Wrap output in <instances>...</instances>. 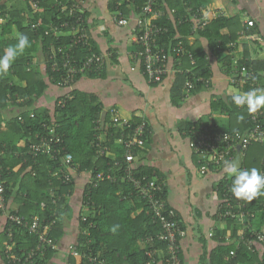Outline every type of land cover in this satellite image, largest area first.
I'll return each mask as SVG.
<instances>
[{
  "label": "trees",
  "instance_id": "trees-1",
  "mask_svg": "<svg viewBox=\"0 0 264 264\" xmlns=\"http://www.w3.org/2000/svg\"><path fill=\"white\" fill-rule=\"evenodd\" d=\"M59 1L68 6L76 0H42L41 10L38 11L33 10V0H29L30 4L26 13L23 10L11 11L9 23L2 26L0 54L7 45L16 42L15 39L11 40L5 37L6 33L12 31L13 23L17 24L21 33L29 37L31 47L27 48L10 67L14 80L10 82L4 77L0 78V117L2 111L11 105L8 102L9 94L13 97V105L17 104L16 99L18 97H24L25 101L18 105L31 108L35 100L45 92L47 83L42 74L39 71H34L33 68L28 70V67L40 50L47 58L48 45L52 42L56 44L61 42L55 40L52 35L45 34V30H47L52 19L55 18L58 21ZM207 1L157 0V7L167 11L166 15L158 21L160 26L167 29L159 36V43L173 53V57L176 59L174 66L190 69L189 72L174 73L171 98L175 104L184 98L187 80H193L196 83L195 91L204 87L198 79L212 75L213 57L220 58L219 61L228 74L233 68V57H238L239 64L251 67L258 73V81L264 89V60L252 59L247 44H244V51L241 55L236 54V45L241 37V32L245 31L250 35L258 36L259 28L256 25L247 30L246 25L242 24L240 15H220L211 18L204 29L199 30L194 43L190 42L189 38L195 25L193 16L201 19L202 9L206 8ZM4 2L5 0H3L2 5ZM144 3L145 0H110L109 10L114 12L119 9L124 16L131 13L137 15L141 12ZM166 5L170 7L169 9L176 10L174 14L169 13ZM40 15L44 17L43 25L36 29L32 23L34 18H38ZM61 15L63 19H68L64 14ZM69 39V37L63 38L62 43H68ZM180 43L185 47V50L178 55L174 49ZM91 46L93 51L101 52L93 42L92 37ZM78 53L80 56H85L88 50L85 46H80ZM104 71L105 69L101 74ZM89 75L97 76L93 73ZM56 82L53 83L57 84ZM72 93L73 98L68 101L64 108L55 105L53 115L49 112L40 113L35 108V110L32 109L35 117L30 115L32 110H26L8 119L6 127L9 131H13L14 135L4 134L6 131L3 132L2 126H0V149L4 148L3 145L6 143V149L9 150L2 159L7 200H9L15 186L14 182L11 183L15 180L14 175H22L26 171L23 177H26L27 180H23L21 187L23 189L26 187L27 196L22 197L24 204L21 205L19 213L28 219L38 215L42 224L51 220L54 214L55 222L51 234L58 244L64 233L62 228L64 215L66 212L71 214L72 211L67 202L74 191L73 179L72 182H63L66 166L62 161V154L65 152L72 154L73 163L78 167V171H88L95 174L97 171L106 169L107 164L114 161L112 155L100 156L97 154L96 143L99 135L104 134L108 139L105 143L111 146L112 150H118V153H115L116 158L122 160L125 153L123 144L117 143V138L122 129L114 125L109 128H96L95 120L103 116L102 114L110 121L109 111H105L96 96L77 90H72ZM212 108L227 116L228 122L220 124L223 130L245 132L253 126L251 114L247 111V107L236 106L230 96L217 98L212 102ZM18 116H21L22 119L20 120ZM142 120L144 119L134 116L131 123L137 125ZM44 124L49 127L54 124L56 132L63 136L64 142L61 145L64 151L61 154H54L56 156L54 159L47 154H39L37 157L30 155L28 153L29 142L24 149L18 147V142L25 137H31L34 140L36 133L49 132ZM194 124H198V121L184 122L179 129L190 134ZM150 137L151 130L147 122L146 138L150 140ZM13 150L16 151L13 152ZM263 156L264 147L257 143L251 144L243 159V169L257 167L262 171L264 168ZM18 163H22V168L14 174L12 169ZM153 170L148 166L140 165L139 167V173L143 174H151ZM157 173L163 180L162 175ZM51 189H53L56 198L60 196L57 203L52 202ZM163 196L167 198L166 187ZM43 203L45 206H42ZM86 203L89 205V211L85 213L88 219L86 222L82 221L83 213L79 214L80 232L78 241L74 244L79 256L72 255V258L70 257L72 264H76L75 258L81 259L80 264H98L100 261H104V264H148L152 260L147 253L150 248L160 249L158 254L154 256L156 262H151V264L165 263L168 256L167 245L157 238V235L161 233L162 226L151 214L146 212V203L141 196L137 195L131 182L119 178L115 182L103 181L96 188H86L82 204L85 205ZM242 203L246 204L245 210H250L256 215L250 221V226L247 228L248 223L242 225L234 218H228L225 220V226L222 229H216V237L224 238L230 229L231 236L239 239L237 232L243 228L246 237L250 238L253 231L261 229L264 223V196H260L251 202L242 200ZM117 225L116 231H112V228ZM150 237H153L152 243H148L146 248H140L138 242L146 241ZM13 239L16 244L14 252L24 258L26 253L35 247L38 237L29 232L27 228L17 226L14 230ZM234 249L236 255L227 259ZM55 252V250H48L44 255L35 256L33 261L26 264L44 263ZM92 258H97V262L91 261ZM4 259L6 260L5 254ZM211 261L213 264H264V249L262 251L257 248L251 250L243 243H237V245L235 243H222L214 250Z\"/></svg>",
  "mask_w": 264,
  "mask_h": 264
},
{
  "label": "built area",
  "instance_id": "built-area-1",
  "mask_svg": "<svg viewBox=\"0 0 264 264\" xmlns=\"http://www.w3.org/2000/svg\"><path fill=\"white\" fill-rule=\"evenodd\" d=\"M3 0H0V25L11 18V14L2 5ZM60 2V1H59ZM42 0H33V10H41ZM60 11L58 21L55 18L49 23L46 35H52L58 44L52 42L48 45V56L46 62L48 65V76L52 82L57 81V85L67 89V91L57 100L56 106L64 108L68 101L73 98V86L76 81L83 75L101 74L106 69L107 63L112 58L111 52H95L91 46V35L88 27L86 9L84 2L75 1L66 6L63 2L59 3ZM169 13L176 11L175 9H168ZM33 11V12H34ZM167 11L163 8L157 7V0H145L144 5L141 7V12L136 15V27L134 32L135 42L141 48V58L143 65V73L150 83H159L170 72H189L190 69H183L174 66L172 61L176 59L173 53L161 46L159 43V36L167 29L158 24V21L166 15ZM42 14V12H41ZM64 14L66 18L63 19ZM220 15H227L225 11L215 10L208 11L202 9V17L199 20L197 16H193L195 25L193 26L192 35H197L199 30H203L207 22L211 18ZM55 16V15H54ZM114 21L123 26L126 17L122 12L117 9L112 12ZM44 17L40 15L34 18L32 23L33 27L38 29L43 25ZM246 29H250L255 25L252 18H246ZM69 37L68 43H62L63 38ZM242 38L259 40L258 36L250 35L245 31L241 32ZM80 46H85L88 50L87 55L80 56L78 49ZM179 55L184 52L185 47L180 44L174 49ZM239 58L233 57V68L228 74L224 69V73L228 80V85L231 89H239L247 91L253 88H262V84L258 81L257 72L251 67L239 64ZM31 70V67H28ZM205 88H210L212 85L213 77H200L198 79ZM12 80H10L11 82ZM196 89V83L193 80H187L185 86L184 97L190 96ZM25 101L24 97L16 99L17 104ZM8 102L13 104V97L8 95ZM246 107V106H245ZM110 114V121L102 114L100 118L95 120L96 128L103 129L109 128L111 125L122 129L120 136L117 138V143L123 144L124 155L123 159L116 158L113 153L112 147L105 143L108 139L104 134L98 136L96 143L97 154L100 156L112 155L114 161L107 164V168L97 171L95 174L89 172L90 178L88 179L86 188H96L103 181L115 182L121 179H127L132 183L133 189L138 196H141L146 203V212L151 214L157 220L162 230L157 238L167 245V258L164 264H181L182 246L181 239L185 237L186 230L181 225L178 213L169 204L167 199L163 196L166 183L161 180L157 171L153 170L151 174L139 173L138 156L141 155L147 148L149 140L146 138L147 121L144 119L139 124L133 125L131 120L122 118L118 110L114 107L108 109ZM31 117H35V113L31 111ZM19 117V116H18ZM264 109H260L255 113H251V121L253 126L245 132H230L223 130L220 127V122L214 115H209L206 118L198 120V124H194L191 128V133L188 134L191 139V146L193 153L198 159L199 171L205 175L209 172L218 173L220 175L216 182L214 194L217 198V217L221 222L225 223L228 218H234L240 224L245 225L248 223L247 228L250 226V221L256 217L254 212L245 210V203L242 200L233 196L230 191L232 178L223 172V163L226 160L241 159L244 168L243 159L249 146L253 143L260 144L264 147ZM21 120L22 117L20 116ZM0 126L6 127L7 121H0ZM44 127L49 130L47 133H36L34 140L31 138L29 141L28 153L37 157L39 154L50 155L53 159L56 157L54 154H61L64 149L62 148L63 136L56 132L54 124L49 127L44 124ZM128 129V132H126ZM3 151H0V213L7 212V233L9 241L4 247L6 260L9 263L23 262L24 264L33 261L35 256L44 255L48 250L57 251L59 244L52 237V230L54 228V214L51 220L42 224L40 216L35 215L31 219L19 213V210H9L8 200L6 196V185L4 180V166H3ZM62 161L66 166V171L63 174V182H72V171H78V167L73 163V156L65 152L62 154ZM264 166V156L262 159ZM264 171V168L263 170ZM35 174V173H33ZM224 180V182H222ZM53 203H57L59 197H55L53 189H51ZM42 206H45L43 203ZM86 209L89 205L85 204ZM87 215L82 214V221H87ZM24 227L32 234L37 235V243L26 256L23 258L14 252L16 247L15 240L13 239L15 228ZM239 233V242L247 245L251 250L256 249V246L264 248V223L260 230L253 231L251 237H246L245 229L241 228ZM216 234L215 228L210 232L213 237ZM149 244L152 243L153 237L146 240ZM160 249L150 248L147 252L152 260L156 262L155 255L158 254ZM71 255L79 256V252L75 245L72 246ZM236 255V250L230 252V256ZM91 261H96L97 258H92ZM149 262L148 264H151ZM104 264V261L98 262Z\"/></svg>",
  "mask_w": 264,
  "mask_h": 264
},
{
  "label": "crops",
  "instance_id": "crops-1",
  "mask_svg": "<svg viewBox=\"0 0 264 264\" xmlns=\"http://www.w3.org/2000/svg\"><path fill=\"white\" fill-rule=\"evenodd\" d=\"M29 0H5L4 8L10 12L23 10L26 13ZM84 2L90 35L97 48L102 52H111L112 58L107 63L104 73L97 76L83 75L73 86V90L96 96L105 111L114 107L120 116L132 120L134 116L146 119L151 130V137L146 150L138 156V164L148 166L162 175L166 183L168 204L177 211L181 225L186 235L181 240V264H213L211 257L214 250L222 243L233 244L239 239L231 236V230L224 238L211 237L210 232L225 226L217 217V198L214 194L216 182L220 175L209 172L205 175L199 171L198 159L193 153L191 139L186 131H181L184 122H194L209 115H214L220 124L228 122L227 116L213 110L212 102L219 97L226 98L229 90L228 80L223 72L219 57L212 59V85L194 91L175 104L171 98L174 73L170 72L163 82L153 85L148 82L143 73L141 48L135 42L134 32L136 15H125V24L118 25L109 10L110 0H76ZM205 9L208 11L222 10L227 15H240L242 24L246 18H252L259 28V41L254 38L240 37L236 45V54L241 55L244 44L249 46L252 59L264 60V0H208ZM167 10L170 8L166 5ZM9 20L0 25V31ZM28 25V23H27ZM11 32L5 34L9 39H15L19 31L17 24L11 26ZM191 43L196 35L190 36ZM206 44V42H205ZM172 64L174 61L171 62ZM31 69L39 71L47 83L45 92L39 96L31 108L18 104L9 105L1 113V121L32 109L40 113L54 114L57 100L67 89L54 84L48 76V65L44 53L40 50L30 64ZM14 80L13 73L0 75V78ZM21 104V103H19ZM33 111V110H32ZM34 112V111H33ZM8 127H2L4 134L14 135ZM3 134V135H4ZM31 137H25L18 142V147L24 149ZM3 156L7 151L5 143ZM16 150H13V152ZM10 153L12 151L10 150ZM113 153H118L114 149ZM16 154V153H13ZM22 163L12 169L14 174L21 170ZM26 172V171H25ZM22 175H14L11 183H15L9 196V210H20L24 204L22 197L27 196L26 187L21 183L27 180ZM74 191L69 196L67 204L72 209L71 214L65 213L63 220V237L59 240V248L44 263L39 264H72L70 262L72 246L78 241L80 232V215L88 213L83 203L85 186L90 178L88 171H72ZM24 187V186H23ZM22 188V189H21ZM24 191V192H23ZM22 194V195H21ZM7 212L0 213V264H8L4 259V247L9 241L7 233ZM240 229L237 234L239 236ZM140 248H146L148 242L139 241ZM262 251V246H256ZM75 258V257H73ZM80 258H75L80 264Z\"/></svg>",
  "mask_w": 264,
  "mask_h": 264
},
{
  "label": "clouds",
  "instance_id": "clouds-1",
  "mask_svg": "<svg viewBox=\"0 0 264 264\" xmlns=\"http://www.w3.org/2000/svg\"><path fill=\"white\" fill-rule=\"evenodd\" d=\"M15 41V43L7 45L0 54V75L8 73L15 60L27 48L31 47L30 39L24 33L17 32ZM228 95L236 106H246L250 114L264 109V89L262 88H253L247 91L233 88L229 90ZM222 170L232 178L230 191L235 198L251 202L264 196V171L257 167L242 169L234 159L224 161ZM116 228L118 225L114 226L112 231H116Z\"/></svg>",
  "mask_w": 264,
  "mask_h": 264
},
{
  "label": "water",
  "instance_id": "water-1",
  "mask_svg": "<svg viewBox=\"0 0 264 264\" xmlns=\"http://www.w3.org/2000/svg\"><path fill=\"white\" fill-rule=\"evenodd\" d=\"M237 162H238L239 167H241L242 165L241 159H239Z\"/></svg>",
  "mask_w": 264,
  "mask_h": 264
}]
</instances>
